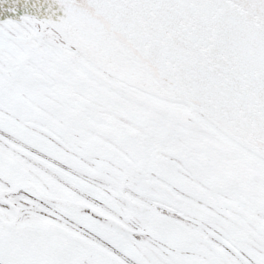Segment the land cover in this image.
I'll use <instances>...</instances> for the list:
<instances>
[{
	"label": "snow or ice",
	"instance_id": "obj_1",
	"mask_svg": "<svg viewBox=\"0 0 264 264\" xmlns=\"http://www.w3.org/2000/svg\"><path fill=\"white\" fill-rule=\"evenodd\" d=\"M0 264H264V0H0Z\"/></svg>",
	"mask_w": 264,
	"mask_h": 264
}]
</instances>
